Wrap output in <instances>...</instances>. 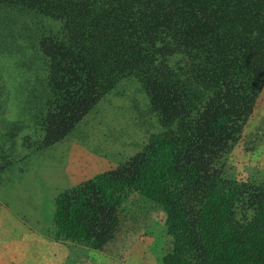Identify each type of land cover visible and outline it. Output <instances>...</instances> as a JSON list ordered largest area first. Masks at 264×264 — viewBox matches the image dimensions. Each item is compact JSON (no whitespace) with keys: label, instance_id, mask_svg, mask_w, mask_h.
<instances>
[{"label":"trees","instance_id":"trees-1","mask_svg":"<svg viewBox=\"0 0 264 264\" xmlns=\"http://www.w3.org/2000/svg\"><path fill=\"white\" fill-rule=\"evenodd\" d=\"M124 81L162 129L115 170L58 191L52 237L105 250L150 204L168 237L160 264H264V182L213 168L264 86V0H0L7 160L63 138ZM21 130L28 151L13 156Z\"/></svg>","mask_w":264,"mask_h":264},{"label":"rangeland","instance_id":"rangeland-1","mask_svg":"<svg viewBox=\"0 0 264 264\" xmlns=\"http://www.w3.org/2000/svg\"><path fill=\"white\" fill-rule=\"evenodd\" d=\"M6 73L12 77L14 71L9 66ZM8 81L15 84L10 78ZM161 129L159 119L147 109V99L137 83H119L98 101L94 111L82 117L72 131L47 148L30 150L29 157L14 161L0 154V208L20 213V219L30 224L28 229H38L42 235L47 231V234L50 203L58 191L87 180L96 172L115 170L141 149L147 131ZM26 132L21 130L19 135ZM26 146V140L21 136L17 148H11V155L24 154L28 151ZM213 168L228 178L264 182V86L240 133L229 141L227 151L213 159ZM130 199L124 201V206L129 208ZM242 200L239 199L234 208V218L238 221L250 212ZM144 207L139 211L133 207L134 215L126 220V230L117 233L105 250L51 238L63 246H72L76 264H155V254L159 251L152 256L145 255L143 241L150 238L153 241L154 231L160 249H165L168 237L164 233L161 210L150 204ZM82 247L87 248L88 253H82ZM91 250L101 254V259L93 258ZM89 258L92 261H88Z\"/></svg>","mask_w":264,"mask_h":264},{"label":"crops","instance_id":"crops-1","mask_svg":"<svg viewBox=\"0 0 264 264\" xmlns=\"http://www.w3.org/2000/svg\"><path fill=\"white\" fill-rule=\"evenodd\" d=\"M49 209L51 216L48 233L45 234L47 231L44 229L46 232L42 235L38 229H28L30 224L20 219V213L0 208V264H76V258L74 260L72 258V246H63L52 239L50 233L52 209ZM152 232L153 241L149 237L150 234L144 237L150 238L143 241L144 254L152 256L159 251L157 255L155 254V264H160V256L165 249H160L161 246L156 239L157 233ZM87 251V248L82 247V253ZM91 251L89 252L93 258L101 259L99 256L101 254L95 250ZM83 259L85 260V257ZM88 261L92 259L89 258Z\"/></svg>","mask_w":264,"mask_h":264}]
</instances>
